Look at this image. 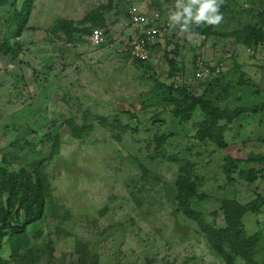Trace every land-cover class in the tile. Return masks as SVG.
Listing matches in <instances>:
<instances>
[{
    "label": "rangeland",
    "instance_id": "374dc122",
    "mask_svg": "<svg viewBox=\"0 0 264 264\" xmlns=\"http://www.w3.org/2000/svg\"><path fill=\"white\" fill-rule=\"evenodd\" d=\"M109 1L39 0L37 9L40 19L45 10L54 21L70 17L80 29H103L108 41L100 47L85 29L71 40L49 27L38 32L34 16L18 34L14 16L23 0L0 6V45L19 52L0 54V174L36 183L35 170L42 168L45 200L41 215L24 228L17 224L26 220L24 207L12 209L1 257L8 264H227L180 210L177 179L190 162L198 184L192 209L213 230L231 231L225 249L236 264H248L242 252L264 264V205L257 203L264 178L241 177L263 168L264 44L240 40L264 32V0H223L219 25L192 23L183 34L179 24L169 25L177 0H114L101 27L82 23ZM134 4L161 28L146 62L128 48L140 35L128 13ZM182 90L221 112L255 106L259 112L220 120V147L202 139V106L189 120L175 113ZM159 136L167 138L160 146ZM235 203L247 208L239 221L229 208Z\"/></svg>",
    "mask_w": 264,
    "mask_h": 264
},
{
    "label": "trees",
    "instance_id": "16d2710c",
    "mask_svg": "<svg viewBox=\"0 0 264 264\" xmlns=\"http://www.w3.org/2000/svg\"><path fill=\"white\" fill-rule=\"evenodd\" d=\"M9 0H0V6H5ZM36 0H23L22 7L19 11L16 12L14 16V20L17 25L18 34H21L24 29L28 26V22L30 16L32 14L34 5ZM13 4H16L14 1ZM114 7V0H110L108 4L104 6H99L89 12L83 19V22L89 21L91 24L100 26L105 22L104 14L105 11H112ZM100 24V25H99ZM82 26V25H81ZM97 26V27H98ZM80 27L79 24L75 23L74 21L70 20H59L56 25L53 26V30L56 32L63 33L68 40H71L76 32H83V29L78 28ZM101 27V26H100ZM93 29V28H92ZM92 29H85L84 31L86 34H92ZM243 43H247L248 45H259L264 44V32L252 30L245 34L243 37L240 38ZM0 54L7 55L12 54L13 56H18V50H11V47H7L5 45H0ZM172 64V62H170ZM247 84V83H245ZM181 100L176 101V110L175 113L180 116L183 120H189L191 114L195 111L198 105L202 106L206 118L204 122L198 126L202 132V139H209L220 147H224L225 143L223 142V137L221 134L216 133V127L220 120L226 119V121L231 122V120L239 118L242 114L243 110H236V112L227 111H219L217 108L213 107L210 102H205L202 99L197 97H193L189 95L187 91H181ZM264 109V104L260 108V110ZM245 112L250 113H257L259 112L258 106H255L252 109H247ZM121 128V126H120ZM222 129V128H220ZM223 130V129H222ZM56 139V138H55ZM158 145H162L166 142L167 138L165 136H159L156 138ZM58 142L54 143L56 146ZM232 160L231 164H235L236 160ZM258 161L263 165L261 170H256L255 168H250L248 170H243L241 172V177L247 183H254L257 181L259 177L264 178V155H262ZM41 162L38 163L40 165ZM196 166L190 162H187L185 166H181L179 170V176L177 179V199L179 200L180 210L185 214V216L196 222L202 232L208 237L213 249L220 254L223 259L226 261L227 264H236L234 259L231 255H229L225 249V241L229 238H232V233L229 230H224L223 232L215 231L213 228L208 226L204 221V216L202 213L197 212L192 209L191 207V199L198 195V184L196 182L194 173H195ZM39 169V170H38ZM40 171L42 168H36L34 177H36V183H32V180H28L27 178L31 179V177L24 175H14L8 172H3L0 174V207L3 211L2 216L0 217V264H8L6 260L1 257V249H2V241L6 236V230L12 228L9 216L11 212L12 216V209L18 205V209L22 206L26 211V220L23 224L17 221L19 224V228H24L27 224H29L32 220H36L41 213L43 212V208L45 206V200L42 192V184L40 181ZM232 168L230 166H226L223 169L225 177L228 182H235V178L233 177ZM2 172V170H0ZM22 172H25L22 170ZM8 189V190H7ZM10 189V190H9ZM8 193V206L9 211L5 210V201L3 197L5 193ZM20 197L19 200H17ZM258 207H262L264 205V199L262 198L258 202ZM231 214L235 219L239 221L241 214L247 210L246 207H240L239 205L231 204L230 205ZM19 211V210H18ZM255 210L254 212H256ZM19 212H17L18 214ZM236 214V215H235ZM21 225V226H20ZM260 238V236H259ZM238 238H235L237 241ZM255 242L257 238H254ZM249 241V240H248ZM237 243V242H236ZM252 243V242H251ZM257 243V242H256ZM255 245V243H254ZM252 246V244L250 245ZM237 247V246H236ZM251 250V249H250ZM253 250V247H252ZM245 261L250 264H258L254 259L253 255H250L248 258L246 257L248 254L247 252H242L240 254Z\"/></svg>",
    "mask_w": 264,
    "mask_h": 264
},
{
    "label": "built area",
    "instance_id": "2783aa9c",
    "mask_svg": "<svg viewBox=\"0 0 264 264\" xmlns=\"http://www.w3.org/2000/svg\"><path fill=\"white\" fill-rule=\"evenodd\" d=\"M128 13L132 26L140 31V35L136 38L133 37L132 43L129 44L130 54L134 59L146 62L149 59L148 47L161 36V28L137 4L129 7ZM90 41L93 45L100 47L105 45L108 40L105 31L101 28H96L90 36ZM201 65L200 63L199 66ZM202 74V70L199 69L198 76Z\"/></svg>",
    "mask_w": 264,
    "mask_h": 264
},
{
    "label": "clouds",
    "instance_id": "9594fccd",
    "mask_svg": "<svg viewBox=\"0 0 264 264\" xmlns=\"http://www.w3.org/2000/svg\"><path fill=\"white\" fill-rule=\"evenodd\" d=\"M223 0H177V10L172 12L169 16L170 27L180 26L181 34L189 30L192 23L200 25L206 22L209 25H219L223 19L222 14L219 13L220 4ZM199 7L196 8L195 6ZM191 40V36H189Z\"/></svg>",
    "mask_w": 264,
    "mask_h": 264
},
{
    "label": "crops",
    "instance_id": "0c3cea01",
    "mask_svg": "<svg viewBox=\"0 0 264 264\" xmlns=\"http://www.w3.org/2000/svg\"><path fill=\"white\" fill-rule=\"evenodd\" d=\"M71 1V0H70ZM70 5H71V2H70ZM69 5V8H68V10L70 9V6ZM100 5H104V4H100ZM38 6H39V0H36V2H35V5H34V8H33V11H32V14H31V18L30 19H32V16H34V21H36L37 22V24L35 25V26H31V27H34V28H36L35 30L36 31H38V32H42V31H45V29L46 28H48V29H50V28H53V26L54 25H56L55 23L57 22V21H59V20H62V19H64V20H70V21H74L72 18H70V17H68V18H60V19H57V20H55L54 21V18H52L53 16H51V17H49L48 18V14H46V12H45V10H42V14H43V17H42V19H40L39 18V15L41 14V13H38L37 12V9H38ZM142 11H144V12H146L147 13V11H145V10H142ZM66 13V12H65ZM52 18V19H51ZM30 21V20H29ZM54 21V22H53ZM75 22V21H74ZM30 23V22H29ZM50 26H52V27H50ZM30 27V26H29Z\"/></svg>",
    "mask_w": 264,
    "mask_h": 264
}]
</instances>
